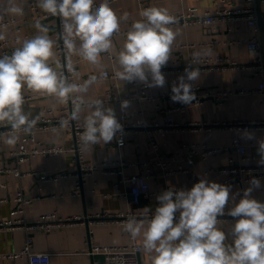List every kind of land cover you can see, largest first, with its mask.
<instances>
[{
	"label": "crops",
	"instance_id": "crops-1",
	"mask_svg": "<svg viewBox=\"0 0 264 264\" xmlns=\"http://www.w3.org/2000/svg\"><path fill=\"white\" fill-rule=\"evenodd\" d=\"M97 4L100 0H96ZM112 7L118 15L128 13V20L123 21L121 29H129L134 20L140 19L139 13L146 7H165L169 11L197 8L199 11H217L220 9L237 8L247 6V0H110ZM259 23L262 31V44L264 53V0H256ZM260 13L262 18L260 19ZM9 18V17H7ZM17 25L6 27L7 40L11 44H17V39L30 38L37 34L34 27L35 21L29 9V3L25 6V15L16 17ZM25 18V19H24ZM43 24L49 28L52 39L60 32L58 18L48 17ZM179 31L174 43L171 59L165 67L169 68L163 73L166 77L164 87L148 88L147 93L159 97L171 92V86L177 77L184 73L189 66L192 53L197 50L211 48V58L225 57L242 64L249 62L248 39L253 35L252 27L245 20H236L230 24L219 23L216 25H176ZM125 35L117 36L114 41L112 54H102L101 64L93 66L78 56H72L71 62L77 68L75 81L83 83L90 75H100L104 71L114 73L118 65L116 52L124 42ZM79 41H77V46ZM54 61L59 59V53L55 45ZM175 67L183 70L177 71ZM262 78L250 70L231 69L222 71L201 70V77L193 83V87L211 88L220 90L248 89L246 94L234 93L221 103L212 99H206L200 105L187 104L185 107L169 111L167 108L175 107L178 103L171 100V95L164 100H148L142 98L131 101V106L121 111L120 102L103 101L105 106L115 110L116 117L121 123L134 122L139 118L148 122L164 124L169 116L182 125L191 122L232 121L236 119L264 120V92L258 91ZM132 83H125L114 78L98 79L89 87L86 98H103L104 93L111 90L115 95L125 98L132 95ZM24 108L33 117H39L46 109L52 108L55 116H65L64 104H60L55 98L40 96L25 89ZM158 104L165 107L162 111ZM86 112L81 113L80 121L83 122ZM254 139H247L244 131H232L225 127H213L212 129L185 127L165 133H156L158 142L163 150L173 158L171 166L176 168L180 164L189 171L164 176L163 173L151 163L156 159V153L149 141V133L132 131L126 136L123 145L117 144L114 139L109 144L102 142L94 146H84V161L87 164H106L100 166L91 175L85 178L82 195H75L74 189L78 180L75 173L80 171V165L71 152L70 135L65 129L39 130L36 137L45 144H56L66 149L58 155H37L31 160L19 165L20 169L27 173L33 169L45 170L48 173L67 171L73 173L68 178L59 181H42L32 174L17 176L15 174L0 173V220L22 218L30 222L40 219L49 212H57L62 217L82 216L89 217V221H81L74 225L54 228L51 231L35 229L31 232L33 237V250L50 254L51 264H106L104 254H91L92 245H125L131 242V238L124 231L123 225L130 217L141 218L135 214L153 213L157 205L156 196H143L139 203L133 202L130 195V184L117 185L119 175L107 173L108 167H116L115 162H125L124 171L128 175L145 174L150 169H156V175L149 179L153 191L161 193L169 187L176 189H190L200 179L231 185V193L241 192L249 186V181L239 185L236 182H225L228 175L222 171L230 164L231 158L238 159L236 149H229L206 158L201 155L189 156L186 145L192 143L207 144L209 146H229L233 136L238 134L242 143L247 146L249 160L246 165H258L260 159L257 141L264 138V130H251ZM23 138L24 136L21 135ZM14 148V147H12ZM12 148L0 140V168L15 167L17 162L8 156ZM106 168V169H105ZM262 187L253 192L254 198L264 202V177L259 179ZM19 191L33 200L26 206L25 213L13 216L12 210L16 206L15 198ZM230 193V195H231ZM240 197L237 196V200ZM146 208L150 211H146ZM227 211V207H226ZM114 214L125 215L123 218L103 217L98 215ZM220 227L229 229L235 222L234 218L227 215L219 217ZM28 232L23 228H0V253L10 254L21 251L26 244ZM229 240L232 239L229 233ZM140 242L139 240H137ZM143 264H150V255L143 251L140 255ZM0 264H30L27 256L2 257Z\"/></svg>",
	"mask_w": 264,
	"mask_h": 264
},
{
	"label": "clouds",
	"instance_id": "clouds-1",
	"mask_svg": "<svg viewBox=\"0 0 264 264\" xmlns=\"http://www.w3.org/2000/svg\"><path fill=\"white\" fill-rule=\"evenodd\" d=\"M36 6L50 17L58 18L63 48L67 52L66 68L75 74L72 56L88 64H101L102 54H112L113 37L121 30L128 13L118 15L110 0H35ZM28 0H0V41L7 39L3 21L23 17ZM116 52L118 68L114 78L125 83H140L148 88L164 87L162 67L171 59L179 31V21L165 7L149 6L139 13ZM37 34L17 39L10 54L0 56V128L6 129L0 140L12 148L21 134H30L38 117L25 110V89L40 96L55 98L60 104L71 102L67 118L59 121L61 129L71 127L81 113L83 131L80 142L94 146L109 144L123 133V126L112 107L99 98H86L89 87L98 79L90 75L83 83H73L50 63L55 58L54 41L49 28L39 21ZM77 41L79 45L77 46ZM212 55L211 48L194 51L189 66L171 86L174 103L190 104L195 99L193 83L201 77L199 63ZM131 106L121 100V111ZM247 139L254 133L244 130ZM258 165L264 166V138L257 141ZM261 181L253 177L241 192L231 193V185L200 179L190 189L169 187L156 197L157 205L150 216L130 217L123 225L131 239L139 240L150 255V264H264V202L254 198ZM231 193V195H230ZM237 196L240 198L237 200ZM227 207V212H226ZM146 211L150 209L146 208ZM229 216L235 222L220 227L219 217ZM229 233L232 237L228 239ZM45 253L31 258V264L47 260Z\"/></svg>",
	"mask_w": 264,
	"mask_h": 264
},
{
	"label": "built area",
	"instance_id": "built-area-1",
	"mask_svg": "<svg viewBox=\"0 0 264 264\" xmlns=\"http://www.w3.org/2000/svg\"><path fill=\"white\" fill-rule=\"evenodd\" d=\"M250 4L247 6H240L237 8L230 9H220L217 11H199L197 8L190 9H181L178 11H169L170 14L175 16L179 21L176 25H216L219 23L230 24L236 20H245L253 29V35L248 39V53H249V62L247 64L239 63L236 60L225 58V57H217L211 58L207 57L203 59L199 63L200 70H209V71H222V70H231V69H245L252 71L255 75H258L262 78V82L258 88V91L264 92V53H263V44H262V31L259 23L258 9L256 6V0H247ZM29 9L32 12L34 17V21H39L43 24V20L50 17L47 14L43 13L36 6L35 0H28ZM25 19V18H24ZM5 27L11 25H17L18 19L15 17L5 18L3 21ZM44 25V24H43ZM174 25V26H176ZM128 29H121L118 34H116L113 39L117 36L125 35ZM61 33V32H60ZM56 41V48L59 53V59L56 61H50L52 66L58 71L63 72L66 76H68L69 81L73 83H80L75 81V74L69 73L66 68L67 60V52L63 48V42L61 39V34L53 39ZM17 44H11L9 40L0 41V56L10 54L12 50L17 47ZM192 60V59H191ZM73 64V63H72ZM75 67V66H74ZM76 72L77 68L75 67ZM170 70L167 67H162V73ZM175 70L180 71L183 70L180 67H175ZM103 78H114L113 73L109 71H104ZM97 75L98 77L101 76ZM88 78V77H87ZM86 78V79H87ZM85 79V80H86ZM115 79V78H114ZM133 93L132 95L122 98L114 94L113 91L109 90L104 93V97L101 98L102 101H118L121 100H134V99H142L146 98L148 100H164L167 96L172 95L171 92L165 93L159 97H155L154 95H150L147 93V86L140 83H132ZM193 91L195 93L196 99L190 103L193 105H200L206 99H212L217 103H221L229 98L234 93L237 94H246L251 92L248 89L240 88L237 90H220V89H211V88H201L194 86ZM30 97L26 96L25 100ZM187 104L178 103L175 107L167 108L169 111L179 110L185 107ZM158 107L162 111H167L164 106L158 104ZM72 110L71 102L64 104L63 111L66 113L65 116H55L54 110L52 108L46 109L45 113L38 117V121L34 129L30 134H21L24 137L22 138L20 135V140L17 145L8 151V156L14 159L17 162V166L15 167H1L0 173L6 174H15L17 176H22L24 174H32L34 176L39 177L42 181H59L61 179L68 178L72 176L73 173H69L67 171L58 172V173H48L45 170L41 169H33L27 173H24L19 165L31 160L33 157L37 155L43 156H52L58 155L63 152H66V149L62 146L56 144H45L42 141H39L36 137V132L39 130H51L60 128L59 121L63 118H67L70 115ZM71 127L65 129L70 135L71 145L70 151L73 152L75 159L80 165V171L74 174V176L78 177L76 188L74 189L75 195H82L83 185L85 178L88 175H91L96 169L100 166H108L106 164L97 165V164H87L85 163L84 145L80 142V135L83 131V122L80 120L70 121ZM123 126V133L117 138V144L123 145L126 142V136L132 132H147L149 133V141L152 145L153 150L156 153V159L152 161V167L159 169L164 176H169L175 173L188 172L189 170L184 167V165H179L174 168L171 166L173 158L169 156L162 148L160 142H158L156 138V133H165L167 131L175 130V129H183L185 127H190L193 129L197 128H206L212 129L213 127H225L232 131H244V130H264V120H247V119H236L232 121H213L209 122H191L186 123L185 125L177 122L173 117L169 116L167 121L164 124H160L158 122H148L145 119L139 118L134 122H121ZM6 129L0 128V135L4 134ZM189 156L201 155L206 158L210 155L216 154L218 152H222L229 149H236L238 151L239 157L231 158L230 164L227 167L222 169L228 177L225 182H236L239 185H243V183L250 181L253 177L260 179L264 177V166H254V165H246L250 158L248 156L247 146L242 143L238 134L233 136L231 145L229 146H209L207 144L201 143H192L186 145ZM116 167H108L107 173H115L118 174L119 180L117 185L121 184L130 186V195L133 199V202L139 203L143 196H156L160 193L153 191L149 182L151 177L156 175V169L149 170L145 174H133L128 175L124 171L125 162H115ZM106 169V168H105ZM32 198H28L24 195L22 191H19L16 198V206L12 210L11 214L13 216H17L19 214H24L26 206L32 201ZM227 212V211H226ZM151 213L144 214H135L138 217L150 216ZM100 218L109 217L116 218L119 216L123 218L125 215L119 214H102L98 215ZM89 217L82 216H73V217H62L57 212H49L40 217L39 220L30 222L26 220L24 217L22 218H13L8 220H0V228L3 227H12V228H23L28 232L27 241L25 247L21 251L12 252L10 254L0 253V259L2 257H23L27 256L30 260L36 254L42 252H36L33 250V237L31 232L35 229H43L45 231H51L54 228L64 227L67 225H74L81 221H89ZM144 250L141 247L140 242L137 240H131L130 243L125 245H92L90 253L91 254H104L106 257V264H143L140 255ZM48 257L47 260H39L36 261V264H51L50 254L45 253Z\"/></svg>",
	"mask_w": 264,
	"mask_h": 264
},
{
	"label": "water",
	"instance_id": "water-1",
	"mask_svg": "<svg viewBox=\"0 0 264 264\" xmlns=\"http://www.w3.org/2000/svg\"><path fill=\"white\" fill-rule=\"evenodd\" d=\"M262 15H263V14H262V13H260V19L262 18Z\"/></svg>",
	"mask_w": 264,
	"mask_h": 264
}]
</instances>
